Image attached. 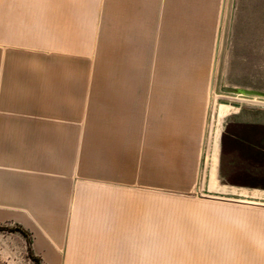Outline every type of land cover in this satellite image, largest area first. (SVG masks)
<instances>
[{
    "label": "rangeland",
    "instance_id": "rangeland-1",
    "mask_svg": "<svg viewBox=\"0 0 264 264\" xmlns=\"http://www.w3.org/2000/svg\"><path fill=\"white\" fill-rule=\"evenodd\" d=\"M120 1L87 56L41 54L4 80L6 100L30 107L25 117L57 119L26 143L39 144L42 167L72 165L74 177L114 165L122 180L152 181L153 264H264V125L219 117L224 105L264 106V0ZM139 165L150 173L135 174ZM188 198L218 202L175 201ZM17 225L0 222V264H46Z\"/></svg>",
    "mask_w": 264,
    "mask_h": 264
},
{
    "label": "crops",
    "instance_id": "crops-1",
    "mask_svg": "<svg viewBox=\"0 0 264 264\" xmlns=\"http://www.w3.org/2000/svg\"><path fill=\"white\" fill-rule=\"evenodd\" d=\"M120 3L112 0L113 6ZM109 4L110 0H0V222L22 227L30 238L32 253L42 263L153 264V239L159 234L153 232L152 181L142 176L139 180H122L114 165L99 167L102 175L96 179L74 177L78 171L75 173L72 165L60 170L56 166L42 167L39 144L35 151L34 145L26 142L36 137L39 143L41 127L57 126V119H43L40 114L25 117L21 111L30 107L10 103L5 97L4 80L17 77L21 66L38 62L41 54L87 56L90 47L97 44L98 31L109 28L104 25ZM114 18L117 25L112 28H121V12L114 11ZM33 109L40 111L41 103ZM224 110H228L226 105ZM237 110L219 117L264 125V106L241 105ZM67 123L72 121L64 120ZM210 159L205 184L213 189L217 185L216 136ZM147 172L143 165L134 171L140 175ZM224 187L240 195L249 191L243 186ZM226 199L219 202L229 206H237L234 201L256 202ZM175 201L189 206L218 202L210 198ZM161 205L168 207L169 201ZM160 212L168 213V209Z\"/></svg>",
    "mask_w": 264,
    "mask_h": 264
},
{
    "label": "trees",
    "instance_id": "trees-1",
    "mask_svg": "<svg viewBox=\"0 0 264 264\" xmlns=\"http://www.w3.org/2000/svg\"><path fill=\"white\" fill-rule=\"evenodd\" d=\"M10 231H19V232H21L23 234H26V232L24 231V229L22 227L18 226V225L15 226L13 229H10Z\"/></svg>",
    "mask_w": 264,
    "mask_h": 264
},
{
    "label": "bare ground",
    "instance_id": "bare-ground-1",
    "mask_svg": "<svg viewBox=\"0 0 264 264\" xmlns=\"http://www.w3.org/2000/svg\"><path fill=\"white\" fill-rule=\"evenodd\" d=\"M224 109V107H221V109ZM261 196H264V192H259ZM57 256V255H56Z\"/></svg>",
    "mask_w": 264,
    "mask_h": 264
}]
</instances>
